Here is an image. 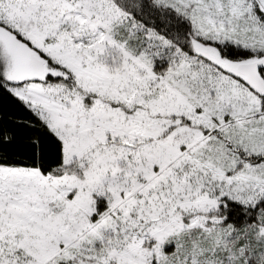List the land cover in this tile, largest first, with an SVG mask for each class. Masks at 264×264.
Returning a JSON list of instances; mask_svg holds the SVG:
<instances>
[{"label": "snow or ice", "instance_id": "1", "mask_svg": "<svg viewBox=\"0 0 264 264\" xmlns=\"http://www.w3.org/2000/svg\"><path fill=\"white\" fill-rule=\"evenodd\" d=\"M0 264H264V0H0Z\"/></svg>", "mask_w": 264, "mask_h": 264}]
</instances>
